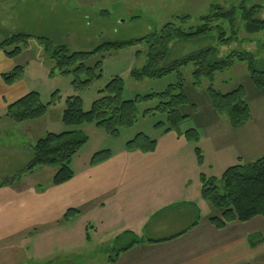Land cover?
Instances as JSON below:
<instances>
[{
	"label": "rangeland",
	"instance_id": "rangeland-1",
	"mask_svg": "<svg viewBox=\"0 0 264 264\" xmlns=\"http://www.w3.org/2000/svg\"><path fill=\"white\" fill-rule=\"evenodd\" d=\"M241 3L249 8L260 6L256 16L260 19L264 18V0H0V43L15 33L30 35L27 45L22 47V51L16 56L6 54V51L13 50L16 45L13 44L4 50L0 48V178L4 177L2 175L6 169H19L30 158V152L27 157L26 153L15 157L7 155L5 150L9 149V144L14 148L15 144L24 143V149L27 146L30 150L35 140L46 133H61L72 128L61 121L66 97L79 95L83 108L87 110L92 101L100 96L99 90L113 76H120L123 79V99L161 92L169 84L177 81L175 73L161 78L141 80L131 76V70L140 69L146 63L145 52L148 43L141 42L90 57L85 62L86 66L93 67L97 61H100V67L95 74L101 75L93 78L87 85L76 88L73 84L75 78L72 72L61 74L57 69H53V63L44 51L41 37L64 42L70 50L89 51L103 41L139 39L159 30L167 22H174L177 16H189L187 25L196 26L201 23L202 17L210 13L211 6L237 8ZM223 24L227 37L234 40L226 45L219 44L216 32H211L194 42V48L186 44L183 52L186 54L200 47L214 46L217 49L216 56L224 58L231 52L245 51L254 57L259 69H264V29L248 34L240 19V11H237L234 27L227 22ZM168 45L171 46L172 43ZM17 65L24 67L22 76L13 83L7 84L2 74ZM192 70V64L181 69L184 92L188 98V104L183 111L188 113V116L180 124V128L182 130L196 128L198 140L189 142L190 148L186 147V152L182 153L181 158L186 159L187 163L191 161L189 157H193L194 166L191 167L190 174L194 173L196 178L191 182L199 187L201 171L207 176L219 178L227 167L238 162H249L264 155V88L258 89L252 84L246 63L237 59H234L232 66L215 74L212 80V87L215 90L227 93L238 86H242L244 90V100L249 106L251 119L243 126L233 129L226 115L213 109L207 92L209 81L203 78L200 86L192 85ZM85 77V74H79L80 80ZM14 87L18 88L16 92ZM28 91H38L43 103L50 100L53 92H57L56 103L51 105L41 118L16 122L4 117L5 107ZM157 101L151 99L138 103L137 120L132 126L121 128L116 136L108 135L93 123L84 124L81 128L87 134L88 140L72 157L70 162L72 169L85 164L95 151L119 148L138 132L154 138L157 134L155 124L160 121L165 122L166 116L158 111L143 115V111L155 106ZM195 146L200 147L203 156L200 164L197 163ZM44 173L47 174L46 172L39 174V179L46 183L48 179L44 178ZM184 173L186 177L185 169ZM217 184L221 186L220 181H217ZM208 206L204 210L205 215L206 213L219 215L218 209ZM256 217L245 224V232L255 231V228L260 231L259 227H264V216ZM95 228L96 225L89 227L90 238L86 240L79 236L78 228L73 229L72 232L73 230L65 227L61 231L63 235L58 240L57 237L56 241H51V244L46 242L41 247L42 253L39 256L42 257L39 259L43 261L39 264H64L57 261L60 258H72L76 264L100 263L99 259L111 254L113 248L120 245L121 241L108 244L105 241L100 242ZM229 231L227 229L225 234H230ZM261 234L264 243V230ZM256 238L259 239L260 235H256ZM30 245L27 246L29 249L27 255L31 259ZM72 253L82 254L76 257ZM23 255L25 253L19 251V257ZM52 255L61 256L52 257ZM253 263L264 264V254L260 256L258 262Z\"/></svg>",
	"mask_w": 264,
	"mask_h": 264
},
{
	"label": "crops",
	"instance_id": "crops-1",
	"mask_svg": "<svg viewBox=\"0 0 264 264\" xmlns=\"http://www.w3.org/2000/svg\"><path fill=\"white\" fill-rule=\"evenodd\" d=\"M17 90L14 87V92ZM179 129L180 134L156 128L157 143L151 152L127 150L125 143L110 149L107 160L96 165H89L88 160L73 168V177L60 185L51 183L54 167L38 166L22 172L12 185L0 186V264H39L43 261L39 259L41 247L57 237L58 240L65 227L78 228L79 236L88 240L92 225H96L100 242L108 244L125 236L120 245L125 244L131 239L124 235L127 231L133 232L139 241L120 252L118 245L111 254L100 258V263L90 264L258 262L264 254V227H259L260 231H244L245 224L257 217L246 222L232 221L223 228L211 223L214 216L205 215L210 204L201 196V182L199 187L191 182L196 178L194 173L190 174L193 157L187 163L181 158L186 147L190 148V141L183 134L186 129ZM23 145L15 144L12 148L9 144L5 151L11 157L21 153L27 157L29 150ZM25 164L19 169H6L2 176L22 170ZM43 172L47 173L46 183L39 179ZM69 209L79 212L64 219ZM29 244L31 259L27 255ZM19 251L25 253L22 258ZM82 253L72 254L77 257ZM56 256L61 255H52Z\"/></svg>",
	"mask_w": 264,
	"mask_h": 264
},
{
	"label": "trees",
	"instance_id": "trees-1",
	"mask_svg": "<svg viewBox=\"0 0 264 264\" xmlns=\"http://www.w3.org/2000/svg\"><path fill=\"white\" fill-rule=\"evenodd\" d=\"M258 9L260 10V6L249 8L244 3H241L237 8L213 5L210 13L202 17L201 23L196 26L187 25L189 16H177L174 22H167L159 30L139 39L103 41L89 51L70 50L64 42L51 41L41 37L44 51L51 59L53 69H57L61 74L72 72L75 78L73 84L76 88L87 85L93 78L101 75L100 73L95 74V71L100 67V61H97L93 67L86 66L85 62L90 57L141 42L148 43L145 52L146 63L140 69L131 70V76L136 80H141L143 78H161L175 73L177 81L169 84L161 92L137 95L133 99H123V79L120 76H113L99 90L100 96L92 101L87 110L83 108L79 95L66 97L61 121L72 128L61 133L48 132L36 139L30 146V158L22 170L0 178V186L12 185L22 172H30L38 166L55 168L51 179L53 185H60L70 180L74 175L70 166L71 159L88 140L87 134L81 127L86 123H93L108 135L116 136L121 128H128L137 120V104L142 101L157 99V104L146 108L143 115L155 111L164 113L166 121L157 122L156 128L164 133L176 131L180 134V124L188 116V113L183 111L188 104V98L184 92V78L181 69L188 64L193 65L191 72L193 86H200L203 78L209 81L207 92L213 109L225 114L233 129L246 124L251 119V114L249 106L244 100L242 86L227 93H221L212 87V80L216 73L232 66L234 59H237L246 63L252 84L258 89L264 88V69L257 67L254 57L245 51L231 52L224 58L217 57V49L214 46L200 47L186 54L183 50L186 44L194 48V42L201 40L211 32H216L219 44L226 45L234 40L227 37L223 23L227 22L231 27H234L237 11H240V19L248 34L263 30L264 18L260 19L256 16ZM29 37L30 35L25 33L12 34L0 43V48L4 50L14 44L15 48L6 51V54L16 56L22 51V47L27 45ZM169 43L172 45H168ZM23 71L24 67L17 65L2 74L3 80L7 84H11L22 76ZM79 74H85V79L80 80ZM56 97L57 92H53L50 100L43 103L38 91H28L5 107L4 117L16 122L41 118L46 114L48 108L56 103ZM183 134L188 141L196 142L198 140L196 128L186 129ZM156 143L155 138L138 132L132 139L125 142V149L151 152L155 149ZM195 153L197 163L200 164L203 156L199 146H195ZM110 156V149L95 151L89 159V165L99 164ZM200 181L201 196L220 212L219 216L210 218L215 227L223 228L232 221L246 222L256 216H264V155L249 162H238L227 167L219 178L201 173ZM217 181H220L221 186L217 184ZM78 212L77 209H69L64 215V219H69ZM124 235H129L131 239L125 244H118V252L127 250L133 243L139 241L131 231L125 232ZM123 238L125 236H119L116 242L121 241L122 243ZM57 261L64 264H76L72 258H60Z\"/></svg>",
	"mask_w": 264,
	"mask_h": 264
}]
</instances>
